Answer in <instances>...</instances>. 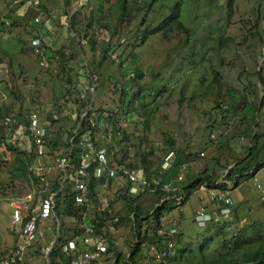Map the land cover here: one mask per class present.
Masks as SVG:
<instances>
[{"label":"rangeland","instance_id":"1","mask_svg":"<svg viewBox=\"0 0 264 264\" xmlns=\"http://www.w3.org/2000/svg\"><path fill=\"white\" fill-rule=\"evenodd\" d=\"M105 1L107 0H71L69 1L70 5L67 6L66 0H42L41 4L42 8H48L43 13L52 18L48 26L53 25L55 19L57 20L56 27L58 24L60 26L61 20L65 21V24H69L73 14H80L77 16L76 29L78 33H82L85 38H88L85 41L86 49L84 50L90 53L91 57L88 60L92 62L97 58L99 62L104 63L99 71V74L103 72V75L97 77V79L92 77L87 90L88 98L85 104L88 105L93 100L95 111L99 112L101 108L117 109L121 94L114 90V83L110 84V86L109 83L115 81L117 77L121 81V76H117L119 65H114L112 55L115 56V51L118 49L121 52L122 47H124L123 50L128 55V57H123L128 64L127 68L121 71L127 80L126 84H124L125 93L127 94L128 89L132 86H136L137 91L143 89L142 96L144 97H141V100L148 104V109L153 111V114L150 116V121L147 125L140 114L133 116L134 119L138 118L139 121H134L132 117L131 120H129L130 117L124 120L126 138L122 135L123 138L118 137L113 144L120 145L118 151L116 150V159L119 163L121 162V165L125 163L131 164L133 167H148L149 171L147 174L153 182L149 184V188L155 184L161 188V193H165L171 191V189L167 191L171 184L166 182L164 186L168 188H162L160 174H154L157 168L161 166L159 160H161V148L165 139H174L176 150L181 151L179 154L183 155L181 162L185 164L182 166L183 170L181 172L183 174H179L178 180L185 175L197 176V174L204 172L208 165L210 167L216 166L214 158L220 157L221 162L225 164L229 163L227 159L230 157L232 160L246 155L247 140L242 141L240 138H236V135L239 131L247 129L248 120H251V116L244 118V106L235 109L227 102V96L225 100L222 96L229 91L235 100H239L248 84L251 83L253 86H255L254 84L260 85L259 76L257 75L258 70L264 76V0H234L231 14L225 8L228 0L215 2H210L209 0H187L185 6H183L182 18L185 24L194 32L195 43L190 40L184 46L185 38L183 34L172 33L167 36L156 34L134 50L132 48L136 44H132L128 48L126 42H134V37L137 40L136 30L138 28L142 31L145 28L143 23L145 24L146 21L142 23L141 17H136V15L132 18L133 8L128 6V16H125L120 25V34L111 36V28H115L116 26L114 25L117 24L115 23V13L121 12V9L116 7L115 12L108 16L110 14V5L116 4L117 0H109V4ZM176 1L178 0H167V4L171 5ZM103 3H105V11L101 13V7L104 10ZM35 8L33 0H3L0 2V103L4 102L3 104L6 105L14 104L8 95L3 92L6 86L12 88V64L15 65V69H20L21 65L19 63H22L26 69H32L33 72L39 71L38 74L43 73L44 78H46L45 84L47 85L44 92L48 101L42 102L36 99L34 104L26 105L22 103L23 108L21 110L25 114L40 111L45 122L49 121L53 124L46 144L48 145L49 143L56 151V154L61 155L68 150L69 137L67 135L69 134L67 131L71 125L74 127V122L68 114L67 110L69 109L65 111V116H61L60 111H62L63 106L67 105L68 98H79L80 94L78 92V96L75 97V92H72L71 95L67 93L65 86L69 78L63 77L61 72L51 71L50 76H48L45 69L41 70L42 65L38 68V57L36 59L33 47L40 46L41 41L39 45H34L35 40H40L39 38L34 39L32 47H30V42L35 32L28 26L31 17L33 19L36 18V23L41 21L37 17L39 13H43L38 12ZM96 9L103 18L99 23H97V20L100 14ZM60 13L61 16H59ZM164 13L165 8L161 7V2H156L154 15L163 16ZM152 15L153 13L149 11L148 16ZM91 16L95 20L93 24L90 21ZM81 24L82 27L80 26ZM101 24L106 25L109 33L104 30ZM62 27L64 28L66 25L55 28L50 32L49 36L55 37L58 42L65 43L66 36ZM103 31H105L104 35H102ZM67 33L69 36L70 31L68 30ZM72 34L75 36L73 42H76L77 33L72 32ZM252 34L256 35L252 36ZM125 36L128 37L126 38ZM221 37H232L235 40V48L230 47L227 50H220L216 39ZM81 39L83 37H80ZM95 42L96 46L93 47L92 44H95ZM100 42L109 47L108 56L106 55L107 53L102 56L98 55L101 52ZM119 42H124V44H119ZM236 42H238V48ZM181 45L183 47L179 48ZM213 47H216V49H213ZM198 51L203 53V56L200 54L204 58L201 61L199 56H196ZM130 52L131 56H129ZM193 52L194 55L192 56ZM105 57L107 58L105 59ZM85 61L78 68L84 77L89 76L90 72H95V68L90 64L85 66ZM26 63H28V66ZM133 64L136 66L135 70L132 68ZM49 70L54 69L50 68ZM109 72L113 73L110 82ZM142 73H144L143 77ZM216 76L219 77L218 83L215 82ZM78 77V75H73L70 81L78 83ZM27 78L28 76L24 80H27ZM52 84L54 91L51 88ZM94 84H96V92L92 95L91 86L93 88ZM35 85V82L28 80L21 83L22 88L27 91L26 94L30 98L33 97L31 90H33ZM74 88L76 89V85ZM61 99H63V104L58 105ZM153 100H155L154 106H149ZM217 100H223L225 103L222 105L226 106V109L220 110L217 108L215 103ZM250 100L253 105L257 106L259 104V100L256 97H251ZM128 101V98H124L126 105ZM15 105L18 106V104ZM18 107L20 108V105ZM50 107L52 110L48 111ZM132 110L128 113H131ZM52 111L58 112L59 118L56 122H52ZM263 111L264 109L260 110V113H264ZM142 114L147 113L144 110ZM262 120V118H259V127H254L256 134H264V123ZM145 126H148V128L143 135L140 129ZM213 129L215 130L214 132H212ZM50 145L48 147L51 151ZM262 145H264V135L263 139L260 140L259 146ZM220 146H223V148L221 149ZM125 149L127 152H125ZM191 153L196 154V159L193 156L191 158ZM186 155H190V162H187ZM175 158L176 153H172L167 160L166 168L162 166L164 172L173 166ZM216 167L218 168L219 166ZM12 170L13 164L11 162L5 163L0 158V262L15 247L14 245L18 239L11 229L10 216L12 208L10 205L31 191L28 181L15 178ZM60 178V171L56 170L51 174L50 180L55 181ZM126 183L127 181L125 180L114 181L107 179L106 183L98 189L97 204H91L89 208L94 213L99 212V215H101L103 210L108 207V202L118 198L121 187ZM228 185L231 184L228 183ZM76 187L77 181H75L71 189L75 203L78 206L89 205V198L83 203L76 201ZM54 195L56 196V194L50 195L53 202ZM231 197L234 203L231 217L235 221L231 228L226 229L222 235L226 234L230 237L235 232L233 230L235 228L249 225L253 221L264 222V166L256 175L248 179L244 178L238 187L233 188ZM156 199L157 196L155 194H145L141 197V202L145 207H149L155 203ZM209 201V193L198 189L184 207L174 209L163 218L165 229L170 228L172 233L177 232L178 237L176 236L174 239L176 238L181 244L191 247L196 254L199 253V247L207 237L212 236L215 238L211 248L220 244L219 239L222 238L219 233V227L209 226V224L201 227L195 222V215L205 211ZM114 205L120 212L119 216L126 215L127 209L121 201H116ZM107 213L119 219L115 211H110L109 209ZM104 216L107 217V215ZM48 221L51 222L44 229L43 238L38 241L36 239L37 242L35 241L36 243L34 242L35 244H32L33 246L31 247V249L34 248L32 251L33 256L36 253L40 254L42 260L48 253L52 243L54 241L57 243L59 237L57 228L60 222L56 219L54 210ZM80 223V221L73 218H64V226L68 231L76 227L79 228ZM115 224L111 225L114 226ZM152 224V220L146 221L142 230ZM106 236L107 245L109 246L110 241L114 240L117 250L122 253L124 258L129 256L133 244L137 241V237L131 229V224L128 222L122 225L120 230H115L112 227L111 232ZM153 252L152 249H145L142 255L143 257L146 255L150 256ZM108 262L112 264V254H109L105 261L106 264Z\"/></svg>","mask_w":264,"mask_h":264},{"label":"trees","instance_id":"2","mask_svg":"<svg viewBox=\"0 0 264 264\" xmlns=\"http://www.w3.org/2000/svg\"><path fill=\"white\" fill-rule=\"evenodd\" d=\"M69 1L71 0H66L67 6L70 5ZM209 1L215 2L218 0ZM105 2L109 4V0ZM156 2H161V7L163 9L165 8V13L163 16L154 15V5ZM186 2L187 0H178L169 5L167 4V0H142L139 2L137 0H117L116 4L110 5L109 8L110 14L108 16H111L112 13L115 12L116 7H119L121 9V12L115 13V23L117 24L114 25L116 26L115 28H111V36L120 34V25L123 22L125 16H128V6H132L133 13L131 17L133 18L134 15H136V17H141L142 23L144 21L146 22L145 24L143 23V25H145V28L142 31L141 29L137 28V40L136 37H134L135 43H129L128 41L126 42L128 48H130L132 44H136V46L132 48L134 50L136 47L148 41L151 36L156 34H163L164 36L172 33L183 34L185 38L184 46L190 40L195 43L194 32H192L191 28H189L185 24L182 18L183 6H185ZM233 2L234 0H228L227 5L225 6L229 14L232 13ZM103 5L104 10L103 7H101V13H104L105 11V3H103ZM149 11L153 13L152 16H148ZM79 15V13L73 14L69 20V24L71 26V32L77 33V37H83L84 39L85 35H83L82 33H78L76 29L77 16ZM102 20L103 18L100 14L97 23ZM90 21L92 22V24L94 23L95 20H93V16H91ZM101 25L104 30H107L106 25ZM80 26L82 27V24ZM104 33L105 31H103L102 35H104ZM255 35L256 34H252V36ZM123 41L125 42V40ZM124 42H119V44H124ZM216 43L220 50H227L230 47L235 48V40L232 37L218 38L216 39ZM237 43L238 42H236V46L238 48L239 45ZM92 45L93 47H95L96 42ZM100 47V56H102L104 53L106 54L109 51V47L102 42H100ZM181 47H183V45H181L179 48ZM121 49V52L120 49H118L115 51L116 55H112L114 65H119L117 76H121V81H119V77H117L115 81L109 83V86L110 84L112 85V83H114V90L121 94L117 109L113 110L101 108L99 109V112L95 111L96 113L100 114L98 117H96L95 126H92L90 122L91 118H93L91 117L93 113L92 111L85 115L78 122H75L74 127H72L71 125V127L67 131L69 134V143L68 150L65 154L57 155L56 151L49 143L48 145H50L51 147V152L46 153V150L40 152L37 151L34 147H32L30 150H24L17 144H12L11 142H9V138L11 137L10 134L7 138V135L9 134V128L24 129L29 118H31L34 113H40V111H34L30 114L23 113V111L21 110L23 108L22 98L18 97L16 92H14L12 88H8V86H6L5 91H3L11 100L13 98L14 102L12 103L14 104L6 105L3 104L4 102L0 103V149L2 150V154L0 156L1 160H3V162L5 163L11 162L13 164L12 174L15 178L28 181L31 191L35 194V204L38 203L37 196L39 195L40 190H44V192L41 194L42 200L49 199L51 194H56L54 198V211L56 213V219L60 222V233L57 239V243L56 245H54V248L50 253L51 264H57L58 262L61 264H72L73 261L79 258L82 259V254L89 248L85 243L83 236L85 227H94L96 230V235L99 237V239H107L106 235L111 232L112 227H114L115 230H120L121 226L126 224L127 222L131 224V229L135 233L137 241L133 244L129 256H127V258H124L122 253L117 250L115 241L111 240L109 246L107 245L106 254H112V264H264V222L253 221L249 225L235 228L233 229L235 230V232L230 237L226 234L222 235V233H224L226 229L231 228L233 222L235 221V219L231 217L233 214L234 203L231 206V215L226 218L221 213L224 208V204L221 203L217 198L211 199L210 197V201L207 202L208 205L205 208V211L210 215L211 220L206 225L209 224V226L219 227V233L222 235V238L219 239L220 244H218L214 248H211L212 243L215 242V238L212 236L207 237L203 244L200 245L198 254L194 253L191 247L181 244V242L178 239L176 240V238L174 239V237H178L177 232L175 235L170 236V228L165 229V222H163V218L166 214L171 213L176 208L184 207L189 202L194 192L197 191L201 185H204L205 187H207V189H217L222 192H226L227 190L232 191L233 188H236L241 184V181L244 178L248 179L256 175L257 172L264 166V145L259 146L260 140L263 139L264 134H256V131L254 129V127H259L260 125L259 118H262V122L264 123V113H260V110L264 109V76H262L260 70L257 71L260 85L258 86L257 84H254L255 86H253L251 83L248 84L244 88L243 95L239 100H235L232 95H230L229 91L222 96L224 100L227 96V102L235 109H239L244 106V118H249V116H251V120H248L249 125L247 126V129L239 131L236 135V138H240V140L242 141L247 140L245 150L246 155L241 158L232 160L230 157L227 159L229 163L225 164L221 162L220 157H217V159L214 158L213 160L214 162H216V166H219L218 168L216 166L210 167L208 165L205 171L197 174V176L185 175L180 180H178L177 178L183 170L182 166L185 164L181 162L183 155L179 154L181 153V151L176 150L174 139H165L161 148V160H159L161 162V166L157 168L154 174H160L159 176H161L162 178L160 180L162 182V186H164L166 182H168V184H171V191L167 190L168 192L161 193L160 187L151 186L145 191L141 190L139 194L134 195L130 193V184H124V186L121 187L122 189L118 193V198H116L114 201H109L108 207L103 210L101 215H99V212L94 213L89 208V206L91 204H97L98 201L96 200V198L98 197V189L106 183L107 177H105L104 175H100L104 174L101 171V166L95 164L90 169L89 177L87 180L89 198L88 203L90 204L78 206L75 203L74 195L71 192V189L76 181L77 172L80 167L79 154H81L82 152L80 142L84 136L88 135L90 140L95 143L98 150L104 151L106 153L107 168L119 171L120 167H125L137 173L143 171V173L148 178H150V176L147 174L149 171L148 167H133L131 164L126 163L124 165H121L122 163L120 162V164L116 159V150L118 151L120 145L113 144L116 142V139L118 137L123 138L125 136L126 125L123 124L124 120L128 119L129 117V120H131V117L132 119H134V115L137 116L140 114V116L144 118V123H146L147 125L150 121V116H152L153 114V111H149L148 104H146L145 101L142 102L141 100V97H144L142 96L143 89L137 91L136 86H132L128 89L127 94L125 93L124 84H126L127 80L126 76L124 77L121 71L124 68H127L128 64L126 63V61H124L125 58L123 57H128V55L123 50L124 47H122ZM213 49H216V47H213ZM58 52V55H60L58 61L60 62L59 66L61 68L63 62L68 60V56L65 57L63 53H60L62 52V50L57 51V53ZM200 54L203 56V53L201 51H198L196 56H199V60L201 61L204 58L201 57ZM106 55L108 56V53ZM193 55L194 52L192 53V56ZM129 56H131V52ZM106 58L107 57H105V59ZM88 64L95 68V72H90L89 77H96L97 79V77L103 75V72L101 71L102 73L99 74V71L101 70L104 63L99 62V59L95 58V60L92 62L88 60ZM135 67V64H133V70H135ZM48 68L50 67L48 66ZM65 73L66 69L64 67L63 69H61V75L63 77L69 78L65 75ZM108 76H110V82L112 80L113 73L108 74ZM143 76L144 73H142V77ZM218 81L219 77L216 76L215 82L218 83ZM68 85H71L70 78L67 85L65 86V89L67 93L71 95L73 91L70 90V87H68ZM251 97H256L259 100V104L257 106L252 104L250 100ZM124 98L129 99L127 105L124 102ZM81 100L82 98L79 96V98L73 99L72 103L81 105ZM215 103L216 107L220 110L226 109V106L222 105L223 103H225L223 100H217ZM15 104H18V106L20 105V108ZM154 104L155 100H153V102L150 103L149 106H154ZM239 105H241V107H239ZM17 107L18 109H16ZM50 109L51 108H49L48 111H51ZM131 110L132 112L128 113ZM144 110L147 114H142V111ZM8 118L11 120L10 126H6L4 124L5 120ZM134 121H139V119L135 118ZM52 122L56 121L53 119ZM251 124L252 126L250 127ZM147 128L148 126H145L143 129H140L143 135L145 134L144 131ZM51 129L52 128H48L49 133H51ZM214 131L215 130L213 129L212 132ZM220 148L222 149L223 146H220ZM125 152H127L126 149ZM172 153H176L177 159L175 158L173 166L169 170H166V172H164L162 170V166L165 163V159L168 157V155ZM192 156L194 159H196L195 153H191V158ZM57 157L70 158V166L68 167L66 174H62L60 172L61 178L59 180L52 181L50 180L49 175L46 173V171L42 172L41 174H37L33 173L29 168L30 166H40L44 169L48 167L55 168V160ZM189 157L190 155H186L187 162L191 161ZM233 164H236L235 167H232ZM64 176H67V178H64ZM41 178H45V181H41ZM110 180L115 181V179ZM47 183H50V185L48 186V189L46 191L45 187ZM110 183H112V181H110ZM228 183H230L231 185H228ZM205 192H208V190H206ZM145 194H155L157 196L155 203H153L149 207H145L141 202V197ZM116 201H121L125 205L127 209L126 215L122 217L119 216L120 212L114 205ZM213 205H215L216 207H213ZM109 209L110 211H115L116 215H118L119 217L118 223H116L114 226H112L111 224H107L109 221L111 222V220L115 219V216H110L107 213ZM104 215H107V217ZM64 218H73L74 220L80 221L81 223L79 228L76 227L74 229H69V231L66 230L64 226ZM148 220H152L153 224L151 226H148L145 230H142L143 225ZM70 241H75L77 249L65 251L64 246L68 245ZM170 243H173L174 245L172 248H169ZM145 249H152L157 252L167 251V256L159 261L156 260L152 255H146L145 258L142 255ZM5 259L6 258L3 257L1 261L3 262ZM124 260L125 262L123 263ZM77 262L78 261H76V263Z\"/></svg>","mask_w":264,"mask_h":264},{"label":"built area","instance_id":"3","mask_svg":"<svg viewBox=\"0 0 264 264\" xmlns=\"http://www.w3.org/2000/svg\"><path fill=\"white\" fill-rule=\"evenodd\" d=\"M35 9L40 12L41 11V1L42 0H33ZM40 20V18H38ZM51 18H47L45 20L46 23H50ZM34 45H39L40 40H35ZM42 47V43L37 47V52H39V48ZM42 66H46V63L41 62ZM11 120L8 118L5 120L4 124L6 126H10ZM91 125H96V118L93 117L90 120ZM11 134L9 138V142L12 144H17L19 147H22L24 150H30L34 147L37 151L43 152L45 149L49 132L48 128L45 126L44 121L42 120V116L40 113H34L31 118H29L26 123V127L22 128H9V134L7 138ZM82 152L79 154L80 167L77 172V187H76V201L79 203H83L88 199V189H87V180L89 177L90 169L98 164L101 166L102 171H105L107 177L109 179L115 180H125L128 185L130 184V193L137 195L141 190H145L149 188V184L153 183L150 178H148L143 171L135 172L125 167H120L119 171L115 169L107 168V157L104 151L98 150L97 146L93 141L90 140L89 136H84L80 142ZM0 149V155L1 153ZM172 154H169L165 159L164 168H166L167 160ZM55 168L48 167L46 169L40 166H30V170L33 173L41 174L46 171V173L50 175L59 170L62 174H66L68 167L70 166V158L68 157H57L55 160ZM120 174V175H118ZM67 177V176H65ZM41 181H45V178H41ZM50 183L46 184L45 190L47 191ZM152 186L158 187L155 184ZM162 188L167 186H161ZM170 187V186H169ZM171 188L167 189L170 190ZM199 190L206 191L208 190L211 199L217 198L221 203L224 204V208L221 211L224 217H229L232 213L231 206L233 204L231 194V190H227L226 192H222L217 189H207L204 185L199 187ZM44 190L39 191V195L37 196L38 203H34L35 194H28L21 198H18L14 202H12L11 206L13 208L11 215V223L12 226L20 231L21 234V242L5 257L6 259L1 264H23L29 254V251L32 247V244L36 241L40 234V226L39 222L41 220H48L51 218L54 210V202L51 198L42 200L41 194ZM55 196V195H54ZM40 200V202H39ZM203 212L196 214L195 221L200 226H205L207 220H211V217L203 214ZM118 222V218L111 220L109 224H114ZM176 232L170 231V236H173ZM85 243L88 245V249L82 254V259L90 262V264H98V260L101 258L103 254L107 252V243L105 239H99L96 237V230L92 226H87L83 232ZM173 243L169 244V248H172ZM77 246L75 241H70L68 245L64 246L65 251L76 250ZM152 256L156 260H161L167 256V251L165 252H157L153 250ZM171 252V251H170ZM169 252V253H170ZM92 261V262H91ZM72 264H77L76 261L72 262Z\"/></svg>","mask_w":264,"mask_h":264},{"label":"crops","instance_id":"4","mask_svg":"<svg viewBox=\"0 0 264 264\" xmlns=\"http://www.w3.org/2000/svg\"><path fill=\"white\" fill-rule=\"evenodd\" d=\"M47 9L48 8H46V7L42 8V6H41V11L40 12L43 13V12L47 11ZM53 12L55 13L54 10H53ZM54 16H55V14H54ZM59 16H61V13L59 14ZM34 17H35V14H34ZM37 18H40V20H41L39 23H36V18L33 19V17H31L29 19V22H28L29 25L28 26L35 32L34 37L32 38V40L30 42V47H32V41L34 39H36V38H39L41 40L42 44H43V46L41 48H39V50H40L39 52H37V47H35V48L33 47L34 52L36 53V59L38 57V59H37L38 68H39V66H41V62H44V63H46V66H41V68H42L41 70L45 69L47 71L48 76H50L51 71H56V72L59 71V72H61V69H63L64 67L66 69L65 75L67 77L71 78L73 75H76V76L78 75L79 76L78 77L79 78L78 79V83H74V81H72L71 85H68V87H70L71 91L76 93L75 97L78 96L77 93L79 92V94H80L79 96L82 98V103H81V105L74 104V103H72V100L74 98L73 97L72 98H68L67 105L63 106L62 111H60V115L61 116H65V111L67 109H69V110H67L68 114L70 115V118H71V120L74 123L78 122L80 119H82L85 115H87L91 111L93 112L91 117H95V118L98 117L100 114L96 113L94 108H93V104H94L93 102L94 101L91 100L88 105L85 104V101L88 98L87 90L89 89V86H90L91 77L82 76L81 75V71L78 69L79 66L82 65L84 60H86L85 61V64H86L85 66H87L88 59H89V57H91L90 53L84 51L86 49L85 41H87L88 38H84V39L80 40V37H77L76 42H73L75 40V36L72 34V32L70 30V27H71L70 24H65V21L61 20L60 21V26L61 25H66V27H64V28L62 27V30L65 31V36H66L65 40L66 41H65V43L58 42L55 37L53 38V36H49L51 31H53L57 27H60L59 24L56 27V24H57L56 21L57 20L55 19L53 25L48 26L49 23H46L45 20H46V18H51V17L46 16L44 13L43 14L39 13V16ZM59 18L62 19L61 17H59ZM68 27H69V29H68ZM68 30L70 31L69 36H68V33H67ZM64 48H65V50H64ZM59 50H62V52H60V53H63L65 57L68 56V60L63 62V65L61 66V68H60V66L57 67V65L60 64V62L58 61V59L60 58V55H58L59 52L57 53V51H59ZM19 64L21 65L20 69H15L16 68L15 65L12 64V89L14 90V92H16L17 96L18 97L20 96L22 98L23 103H25L26 105L27 104H34V101H36V99H38V101H42V102L48 101V99L45 97V92H44L45 88L47 87V85L45 84L46 78H44V74L43 73H39L38 74L39 71L38 72H36V71L33 72L32 69H26L25 65H22V63H19ZM26 65L28 66V63H26ZM48 66L51 69H54V70H49L50 68H48ZM102 67H103V65H102ZM27 76H28V78H27L28 81L35 82V84H36L34 86L33 90H31L32 93H33V97H31V98L28 96V94H26L27 91L24 90L22 88V86H21V83L23 81H27V80H24V78L27 77ZM95 79H96V77H95ZM75 85H76V89L74 88ZM95 85L96 84H94L93 88L91 87L92 95L95 94V92H96L95 91V87H96ZM51 88L54 91L53 84H52ZM12 102H14L13 98H12ZM61 104H63V99H61L60 102L58 103V105H61ZM50 110H52V109H50ZM52 114H53L52 120L54 119L55 121H57V119L59 118L58 112H53L52 111ZM42 120L44 121L45 126L47 128H53V124L50 123L49 121L46 123L45 119L43 118V116H42ZM49 136H50V133H49ZM68 136L69 135H67V137ZM43 149L46 150V153H50L51 152L49 150V147H48L47 144L44 146ZM101 171H102V169H101ZM102 173H104V174H100V175H104L105 177H107L105 172L102 171ZM64 178H65V176H64ZM33 193L34 192L30 191L29 194H33ZM39 202H40V200H39ZM213 207H216V206L213 205ZM11 208H12V206H11ZM12 210H13V208H12ZM11 215H12V211H11ZM10 218H11V216H10ZM49 222H51V221L41 220L39 222L40 234H39V236L37 238V241L39 239L43 238V236L45 234L44 233V229H46V227L49 226ZM11 225H12V223H11ZM11 227H12L11 228L12 232H14L17 235V237H18L17 242L14 245L16 247L21 242V234H20L19 230L15 229L13 226H11ZM96 237H98V236L96 235ZM35 243H33V245ZM30 250L31 251L28 254V256H27V258H26V260H25V262L23 264H48L46 256L49 253V251L45 255L46 259L43 258V260H42V257L40 256V254L36 253L33 256L32 251L34 250V248L30 249ZM108 256H109V254H106V253L103 254L101 256V258L99 259L98 263L99 264H106L105 261L108 258ZM75 261H78L77 264H90V262L82 260L80 258L75 260ZM109 261H110V259H109ZM1 263H2V261H1ZM57 264H61V263L58 262ZM108 264H109V262H108Z\"/></svg>","mask_w":264,"mask_h":264},{"label":"water","instance_id":"5","mask_svg":"<svg viewBox=\"0 0 264 264\" xmlns=\"http://www.w3.org/2000/svg\"><path fill=\"white\" fill-rule=\"evenodd\" d=\"M235 165H236V164H234L232 167H235ZM232 167H231V168H232ZM59 233H60V224H58V228H57V234L59 235ZM55 243H56V241H54V242L52 243L51 248H50V250H49V253L47 254V263H48V264H51L50 253H51L52 249L54 248Z\"/></svg>","mask_w":264,"mask_h":264},{"label":"clouds","instance_id":"6","mask_svg":"<svg viewBox=\"0 0 264 264\" xmlns=\"http://www.w3.org/2000/svg\"><path fill=\"white\" fill-rule=\"evenodd\" d=\"M42 6V5H41ZM36 10V9H35ZM51 21H52V19H51ZM51 21H50V23H51ZM41 41V40H40ZM42 43V42H41ZM42 46H43V44H42ZM107 176V175H106ZM109 179V178H108ZM126 184H128V183H126ZM203 214H205V215H207V216H209L210 217V215L206 212V211H204V213ZM114 216V215H113ZM196 216V215H195ZM210 220H207L206 221V224L209 222ZM196 222V221H195ZM197 223V222H196ZM198 224V223H197ZM176 234V233H175ZM174 234V235H175Z\"/></svg>","mask_w":264,"mask_h":264}]
</instances>
